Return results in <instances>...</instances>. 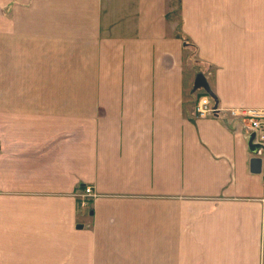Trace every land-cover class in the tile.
Masks as SVG:
<instances>
[{
  "label": "crops",
  "instance_id": "1",
  "mask_svg": "<svg viewBox=\"0 0 264 264\" xmlns=\"http://www.w3.org/2000/svg\"><path fill=\"white\" fill-rule=\"evenodd\" d=\"M238 107L264 0H0V264H264Z\"/></svg>",
  "mask_w": 264,
  "mask_h": 264
},
{
  "label": "built area",
  "instance_id": "2",
  "mask_svg": "<svg viewBox=\"0 0 264 264\" xmlns=\"http://www.w3.org/2000/svg\"><path fill=\"white\" fill-rule=\"evenodd\" d=\"M218 111L217 105L213 104L208 95H202L195 104V113L198 118L214 116ZM229 115L244 125L247 138L254 135L253 143L262 147L260 156H264V108L238 107L229 110ZM95 194L90 186H86L81 194V206L86 207L89 200Z\"/></svg>",
  "mask_w": 264,
  "mask_h": 264
},
{
  "label": "water",
  "instance_id": "3",
  "mask_svg": "<svg viewBox=\"0 0 264 264\" xmlns=\"http://www.w3.org/2000/svg\"><path fill=\"white\" fill-rule=\"evenodd\" d=\"M194 88H204L206 91L209 90L206 79L203 74H198L195 79ZM254 135H251L248 138V146L249 150L252 154L255 156L251 158L250 160V171L254 174H260L262 171H264V158L261 156H258L260 154L262 147L258 144L253 143Z\"/></svg>",
  "mask_w": 264,
  "mask_h": 264
},
{
  "label": "trees",
  "instance_id": "4",
  "mask_svg": "<svg viewBox=\"0 0 264 264\" xmlns=\"http://www.w3.org/2000/svg\"><path fill=\"white\" fill-rule=\"evenodd\" d=\"M208 93V92H207ZM207 95V94H206ZM211 96H209L210 97V99L212 100V102H213V100L215 99V96L213 95V94H210ZM215 105H217L216 103H214Z\"/></svg>",
  "mask_w": 264,
  "mask_h": 264
},
{
  "label": "rangeland",
  "instance_id": "5",
  "mask_svg": "<svg viewBox=\"0 0 264 264\" xmlns=\"http://www.w3.org/2000/svg\"><path fill=\"white\" fill-rule=\"evenodd\" d=\"M199 93H203V89H199Z\"/></svg>",
  "mask_w": 264,
  "mask_h": 264
}]
</instances>
